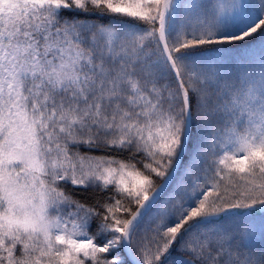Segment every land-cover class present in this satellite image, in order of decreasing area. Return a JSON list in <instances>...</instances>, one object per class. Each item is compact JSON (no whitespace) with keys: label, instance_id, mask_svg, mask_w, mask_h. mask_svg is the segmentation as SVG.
I'll use <instances>...</instances> for the list:
<instances>
[{"label":"snow or ice","instance_id":"obj_1","mask_svg":"<svg viewBox=\"0 0 264 264\" xmlns=\"http://www.w3.org/2000/svg\"><path fill=\"white\" fill-rule=\"evenodd\" d=\"M0 264H264V0H0Z\"/></svg>","mask_w":264,"mask_h":264}]
</instances>
